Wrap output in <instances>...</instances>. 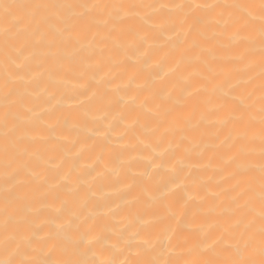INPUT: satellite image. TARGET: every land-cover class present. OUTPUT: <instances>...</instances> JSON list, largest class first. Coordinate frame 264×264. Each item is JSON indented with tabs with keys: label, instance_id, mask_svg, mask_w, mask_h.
<instances>
[{
	"label": "bare ground",
	"instance_id": "1",
	"mask_svg": "<svg viewBox=\"0 0 264 264\" xmlns=\"http://www.w3.org/2000/svg\"><path fill=\"white\" fill-rule=\"evenodd\" d=\"M0 264H264V0H0Z\"/></svg>",
	"mask_w": 264,
	"mask_h": 264
}]
</instances>
